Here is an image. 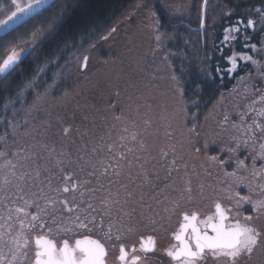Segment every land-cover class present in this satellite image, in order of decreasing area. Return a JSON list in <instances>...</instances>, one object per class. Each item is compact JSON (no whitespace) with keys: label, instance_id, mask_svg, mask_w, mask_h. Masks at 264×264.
<instances>
[{"label":"rangeland","instance_id":"rangeland-1","mask_svg":"<svg viewBox=\"0 0 264 264\" xmlns=\"http://www.w3.org/2000/svg\"><path fill=\"white\" fill-rule=\"evenodd\" d=\"M18 2L26 4L28 0ZM4 5L0 20L14 10L11 0ZM194 6L195 0H134L109 27L85 34L22 83L2 107L1 152L11 146L5 130L13 111H24V121L36 112L41 117L54 113L56 119L48 132L38 134V121L22 131L23 136H18L20 142L12 152L15 157L11 161L17 165L14 170L6 166V158L0 157V187H14L17 181L10 175L12 171L17 177L21 172L27 173L28 182L37 189L48 175L54 176V185L62 187V175L71 168L75 175L69 184L77 177L80 181L91 180V184L82 185L88 190L83 195L89 197L93 206L86 219H94V226L113 241L122 239L112 247L140 242L154 234L166 238L184 210L209 209L221 202L230 206L235 216L237 193L253 200L264 199V160L260 159L264 145V65L256 59L259 69L254 78L250 77L252 81L240 82L236 90L222 92L205 110L190 101L181 72L185 66L197 64L201 73L205 71V48L212 41L209 35L228 13L225 0H213L209 9L207 6L202 26V13H198L201 8ZM177 19L192 24L200 21L198 29L204 32L199 38L190 32L171 35L169 24ZM40 38L36 36L27 46L15 49L20 60ZM254 81H260L263 88L256 87ZM45 83L49 87L42 90ZM33 146L35 149L27 152ZM121 152L128 153L131 164L124 165L117 180L111 168L104 173L103 165L109 163L113 153ZM58 153L70 154L72 163L59 164L64 157ZM78 156L102 162L97 166L99 179L86 176V170L82 171L77 162ZM238 161H243V167L238 166ZM5 177L12 185H4ZM109 178L113 181L111 196L107 191L89 192L98 183L107 185ZM4 194L0 193V199ZM71 194L52 195L56 200ZM28 198L35 199L30 195L24 197ZM38 202L48 213L57 210L55 223H51L50 215L46 216L51 234H57V227L77 234L83 223L82 212L77 213L79 219L75 215L72 220L67 209L61 210L60 203L44 198ZM23 203V199L12 203L4 200L0 215L6 216L8 208ZM72 209L74 214L77 208ZM250 209V204H241L244 215L255 217ZM29 211L34 214L36 209ZM12 214L15 218L16 213ZM64 217L69 220L66 222ZM253 223L264 228V217L254 219ZM29 249V258L23 264H31L34 257V236ZM261 261L264 255L257 252L252 264Z\"/></svg>","mask_w":264,"mask_h":264},{"label":"snow or ice","instance_id":"snow-or-ice-1","mask_svg":"<svg viewBox=\"0 0 264 264\" xmlns=\"http://www.w3.org/2000/svg\"><path fill=\"white\" fill-rule=\"evenodd\" d=\"M210 0H201V13L202 16L206 15L207 6ZM47 3V0H28L26 4L18 2V0H11V4L14 6V10L7 15L6 19L0 20V29H11L15 25L21 23V21L34 14L35 10ZM258 14H261L260 22L264 26V5L260 8L254 9ZM236 27L235 31L237 36L233 39L241 42V55L239 59L252 65H257L258 61L253 58L252 55L246 54L248 52L256 51L261 54V59H264V47L257 49V44L264 46V28L261 29L258 38L253 41V36L257 35L256 23L251 19H238L233 22ZM240 25H243L241 30ZM231 30V28L229 29ZM20 60V53L13 50L0 64V75L10 72L18 64ZM230 64H227L225 68H216V77L209 75L208 80L222 79L221 74H237V56L235 53L230 52ZM83 65L87 66V57L83 59ZM207 81H205V84ZM264 99V97H262ZM264 130V129H262ZM260 159L264 160V145L261 146ZM200 151L199 148L195 149ZM111 152V149H109ZM62 155L64 159L58 161L59 164L65 163L71 164L70 154L58 153ZM6 153L0 152V157H5ZM216 161V157L211 158ZM77 162L80 165L82 171H85L87 177L96 176L99 179L97 166L102 162L96 159H83L77 157ZM125 164H131L128 153L121 152L119 154L113 153L109 157V163L103 165L104 173L106 174L108 169H112L114 177H120ZM255 164V159L253 160ZM6 166L13 170L17 165L13 164L11 160L6 161ZM238 166L243 167V161H238ZM264 171V170H262ZM227 175L234 176L235 173H226ZM10 175L17 181L14 187L2 188L0 187V193H5L3 199H0V205L4 200L9 203L13 201L23 199V206L8 208L7 214L0 215V264H23L24 261L29 258V246L33 242L34 236V257L31 260V264H107L108 251L100 240L96 239H78L74 245H70L68 240H63L61 245L48 238L52 232L49 219L46 216H51L53 219L51 223H55V216L57 210L54 208L51 213H48L46 208H42L39 204V199L44 198L53 203H60L62 209H67L68 212L73 211L72 207H69V201L67 197L63 199L53 200V193L58 195L75 192L77 188L81 189L83 194L82 185L91 184L90 179L80 181L79 177L76 178L71 184L67 183V180L71 179V175L65 174L62 179L65 181L63 186L54 185V176L48 175L46 179L40 182L39 189L35 184H30L27 179V173L21 172L19 176H16L15 171H12ZM131 179V176L128 177ZM112 179L109 178L107 185L98 183L97 186L89 189L90 193H96L98 191H107L111 196L112 193ZM4 185H12L7 177L4 179ZM126 187V185H125ZM249 191L251 188L249 186ZM119 194L118 192L116 193ZM26 195L35 197V199H24ZM237 195L236 204L234 207L237 209L234 222L229 219L230 209L222 206L220 203L215 205V214L209 215L206 220L199 221L196 215L185 214L183 216L184 223L181 225L180 232L176 235L175 239L180 242L181 247L175 251H168L167 255L173 258L178 264H199V261L203 259L206 250L211 253L213 257H223L225 264H252L255 254L257 252L264 255V228H257L253 221L254 219H260L264 217V199L253 200L250 196ZM75 201V196H73ZM127 200H125V203ZM250 204L251 211L256 213L253 215H244L240 211L241 204ZM89 208H92V204L89 203ZM35 208L36 211L33 214L29 211L30 208ZM13 211L16 213V217L13 216ZM22 214V215H21ZM77 219H79L77 217ZM95 223L93 219L91 221ZM18 224L19 230H16ZM201 224L203 228H201ZM87 223H81L79 227L87 228ZM102 227V224H101ZM28 230L27 232L25 230ZM211 232V235L209 234ZM187 237V238H186ZM7 238V239H6ZM7 249V252H5ZM145 252L154 251V242L149 237L148 245L143 249ZM9 257H11L9 259ZM242 258V259H241ZM121 264H129L128 254L123 247L120 248V255L118 257ZM139 258H133L131 264H137ZM264 264V261H261Z\"/></svg>","mask_w":264,"mask_h":264},{"label":"trees","instance_id":"trees-1","mask_svg":"<svg viewBox=\"0 0 264 264\" xmlns=\"http://www.w3.org/2000/svg\"><path fill=\"white\" fill-rule=\"evenodd\" d=\"M134 0H56L48 8L39 13L36 17L30 19L25 24L16 28L15 30L0 36V64L7 57L10 51L27 46L31 41L39 36L40 41L37 43L34 49L30 53L24 56L14 69L10 72L5 73L0 76V118L3 115V106L7 99L11 98L15 90L25 81H27L32 75L36 74L37 70L46 64L53 62L58 56L64 52L67 47L73 43L80 40L85 34L94 30H101L102 28L109 27L116 16L122 13V11L127 8ZM213 0H210L208 4V9L211 6ZM225 4L228 8V13L220 18L219 23L212 29V36L209 35L212 41H208L206 46V52L204 53V58L208 59L206 64L207 68L203 73L200 72V64L185 66L181 72L184 81L186 83V96L190 101L196 102L202 106L205 110L209 108L214 102H216L221 96L222 92L228 93L236 90L240 82L252 81L250 77H255L256 71L259 69L257 65H252L251 63L237 61V74H221L222 79L208 80L209 75L216 77V68H225L227 64H230V52L235 53L236 56L241 54V42L239 40L233 39L237 36L235 31L236 25L233 23L238 19H251L256 23L257 35L253 36V41H255L262 28L260 17L254 9L260 8L264 5V0H225ZM4 0H0V9L3 8ZM196 9L202 7L201 0H195ZM207 9V10H208ZM199 16L201 11H198ZM164 20V19H163ZM166 23L169 22L165 19ZM202 22V19H201ZM165 24V22H163ZM200 21L197 24H192L188 21L177 19L169 24L168 32L171 35H178L181 33H191L198 34L204 31L199 30ZM241 30H243V25H240ZM231 28V30H229ZM193 30V31H192ZM261 44H257V49H260ZM246 54L252 55L254 59H258L262 65L261 54L253 52H248ZM264 67V66H263ZM205 81L207 83L205 84ZM256 87L261 85L260 81H254ZM42 90L49 87V83H45L42 86ZM260 88H263L260 86ZM39 111V110H37ZM41 113L36 112L35 116L31 117L28 121H24L25 117L24 111H13L8 116L9 125L6 131V139L11 142V146L6 147L5 153L7 160H13L15 155L12 153L16 147L18 141V136H23L22 131L27 130L28 126L36 122L38 134L46 130L48 132L50 126L54 122V113H50L41 117ZM22 124L19 126V124ZM42 122V123H40ZM11 123V124H10ZM57 126V125H56ZM55 126V127H56ZM59 126V125H58ZM67 127H70L67 125ZM3 131V132H5ZM34 134V133H33ZM25 141V140H24ZM22 141V142H24ZM21 142V143H22ZM23 144V143H22ZM30 149L28 148L27 152ZM0 148V152L2 151ZM216 152V151H214ZM15 163V162H14ZM13 163V164H14ZM3 165V164H1ZM12 169V168H11ZM13 170V169H12ZM67 174L71 175L73 170L68 168L66 170ZM65 174L62 175L64 177ZM74 175H71V177ZM70 180H67L69 183ZM87 188L83 187V193H86ZM70 193L63 194V196H68ZM75 196V201H73V195ZM67 197L69 201V207L77 208L75 213L72 211L71 219H75L80 215L77 214L78 211L82 212L81 221L87 223L89 226L87 228L78 227L77 234L67 233V230L63 231L61 227H57V234H50L51 239L55 240L57 243L67 239L69 242H74L75 240L87 236L97 238L101 242L112 247L113 244H117L122 239L112 240L113 238L108 237L107 234H102L100 229L94 226L91 219L87 220L86 217L92 212L89 208L90 200L86 199L85 195L81 194V189L77 188L76 191ZM86 200H79L81 198ZM63 214V212H61ZM67 216V215H65ZM66 222L69 220L68 217H64ZM63 227H65L63 225ZM111 239V241L109 240Z\"/></svg>","mask_w":264,"mask_h":264},{"label":"flooded vegetation","instance_id":"flooded-vegetation-1","mask_svg":"<svg viewBox=\"0 0 264 264\" xmlns=\"http://www.w3.org/2000/svg\"><path fill=\"white\" fill-rule=\"evenodd\" d=\"M6 2L7 0H4V3ZM218 203L224 206L223 203L221 202H218ZM216 204H213L212 207L209 209L192 208L191 212H187L188 210H184L181 213L180 221L173 225V230L169 231L168 236L163 239L157 234H154L151 236H147L146 238H142L140 242L138 241L133 244H123L122 243L118 247H110L107 244L101 242L105 245L108 251L107 264H121V262L118 259L120 255L121 247H123L128 254L129 264H131L133 258H137V257L139 258L137 260V264H178V262L175 261L173 258L169 257L167 253L170 250L175 251L181 247L180 242L177 241L175 237L180 232L181 225L184 223L183 216L185 214H188V215L194 214L198 217L199 221L206 220L209 215L215 214ZM224 207L230 208V206H224ZM233 217H234L233 212L231 210L229 212V219L231 222H234ZM201 228H203L202 224H201ZM209 234L211 235V232H209ZM149 237H151L152 241L154 242V251L145 252L143 249L144 247L148 245ZM69 243L70 245H74V242H69ZM61 244L62 243H57L58 246ZM199 264H225V261L223 257H213L211 253L206 250L204 257L202 260L199 261Z\"/></svg>","mask_w":264,"mask_h":264},{"label":"water","instance_id":"water-1","mask_svg":"<svg viewBox=\"0 0 264 264\" xmlns=\"http://www.w3.org/2000/svg\"><path fill=\"white\" fill-rule=\"evenodd\" d=\"M55 1H56V0H47V3H45V4L41 5V6H39V7L35 10V12H34L33 15L24 18V19L21 21V23L15 25L13 28H11V29H0V36H1V35H4V34H7V33L11 32V31H13V30H15L16 28H18V27H20L21 25L25 24V23H26L27 21H29L30 19L36 17L39 13H41L42 11H44L46 8H48V7H49L53 2H55ZM204 18H205V15L202 16V26H203V24H204V20H205ZM48 238H50V237H48ZM85 238H90V239H96V240H98L97 238H94V237H91V236H87V237H83V238H79V239L82 240V239H85ZM50 239H51V238H50ZM77 240H78V239H77ZM54 241H55V240H54ZM75 241H76V240H75ZM75 241H74V244H75ZM55 242H56V241H55ZM68 242H69V241H68ZM69 244H70V243H69Z\"/></svg>","mask_w":264,"mask_h":264}]
</instances>
